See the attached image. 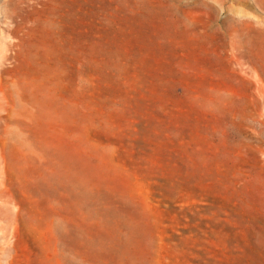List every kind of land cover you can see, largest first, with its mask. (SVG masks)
<instances>
[{"label": "rangeland", "instance_id": "374dc122", "mask_svg": "<svg viewBox=\"0 0 264 264\" xmlns=\"http://www.w3.org/2000/svg\"><path fill=\"white\" fill-rule=\"evenodd\" d=\"M0 264H264V0H0Z\"/></svg>", "mask_w": 264, "mask_h": 264}]
</instances>
